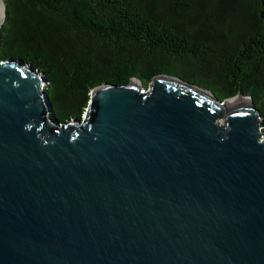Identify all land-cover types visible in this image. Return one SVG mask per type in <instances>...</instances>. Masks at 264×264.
Returning a JSON list of instances; mask_svg holds the SVG:
<instances>
[{
    "label": "water",
    "instance_id": "obj_1",
    "mask_svg": "<svg viewBox=\"0 0 264 264\" xmlns=\"http://www.w3.org/2000/svg\"><path fill=\"white\" fill-rule=\"evenodd\" d=\"M131 82L96 87L82 121L60 123L44 75L0 62V264H264L252 98Z\"/></svg>",
    "mask_w": 264,
    "mask_h": 264
},
{
    "label": "trees",
    "instance_id": "obj_2",
    "mask_svg": "<svg viewBox=\"0 0 264 264\" xmlns=\"http://www.w3.org/2000/svg\"><path fill=\"white\" fill-rule=\"evenodd\" d=\"M3 1L0 62L44 75L52 120L82 121L100 85L168 75L251 97L264 125V0Z\"/></svg>",
    "mask_w": 264,
    "mask_h": 264
},
{
    "label": "bare ground",
    "instance_id": "obj_3",
    "mask_svg": "<svg viewBox=\"0 0 264 264\" xmlns=\"http://www.w3.org/2000/svg\"><path fill=\"white\" fill-rule=\"evenodd\" d=\"M3 5H2V0H0V12H1V15H2L0 23H2V21H3L2 19H3L4 9H5ZM133 84L141 87L140 82L138 83L137 81H134ZM202 93H204V92H202ZM204 94L210 96L209 93H204ZM239 102H249V99L248 98L245 99L243 97H235V98H232V99H229L228 101H226L225 105L226 106H230L232 104L239 103Z\"/></svg>",
    "mask_w": 264,
    "mask_h": 264
},
{
    "label": "rangeland",
    "instance_id": "obj_4",
    "mask_svg": "<svg viewBox=\"0 0 264 264\" xmlns=\"http://www.w3.org/2000/svg\"><path fill=\"white\" fill-rule=\"evenodd\" d=\"M4 4V1L2 0V5ZM4 6V5H3ZM4 19H5V9H4V14H3V21H4ZM3 21H2V23H3ZM179 76H181L180 74H178ZM134 81H137L138 82V80H135V79H133V81H132V84H133V82ZM139 83V82H138ZM142 85V84H141ZM151 85V84H150ZM143 86V85H142ZM149 85L147 86V87H143L144 89H146V90H148L149 89ZM138 89H140L141 90V88H138ZM238 97V96H237ZM235 98V97H234ZM245 99H247V98H245ZM84 118V117H83Z\"/></svg>",
    "mask_w": 264,
    "mask_h": 264
}]
</instances>
